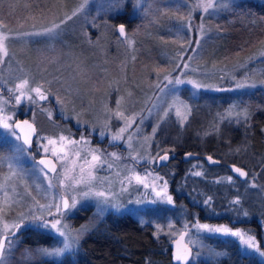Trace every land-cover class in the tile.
<instances>
[{"label":"rangeland","instance_id":"rangeland-1","mask_svg":"<svg viewBox=\"0 0 264 264\" xmlns=\"http://www.w3.org/2000/svg\"><path fill=\"white\" fill-rule=\"evenodd\" d=\"M229 1L214 0L215 9L205 12L197 5L207 0H141V7L136 6V0H120L119 3L88 0L84 10L72 16L84 0H0V35L9 37L5 41L8 54L0 60V84L13 96L8 104L0 98V108H3L0 116L14 120L19 107L23 114L29 113L37 128L35 149L41 155L53 156L57 164V171L50 174L14 136L0 143V153L5 156L13 155L16 144L24 148L15 159L0 161V184L5 185L0 189V232L4 231L5 224L12 231L11 225L20 222L22 213L29 212L49 223L60 220L62 226H67L65 231L74 237L79 232L77 242L68 251L59 257H46L36 250L62 247L63 237L54 230L26 222L27 227H22L18 242L8 254V264H35L41 259L74 264L80 257L82 240L99 227L114 224L116 215L124 212L150 225L154 235L164 242H170L186 230L185 240L192 249L189 264L214 261L215 253L220 250L212 245L218 240L236 241L242 252L259 255L241 245L238 237L198 231L194 227L197 222L208 223L188 220L183 206L173 198L172 204H168L166 198L159 200L156 191L163 189L166 180L158 173H151L148 167L154 169L156 157L167 152L164 143L213 146L220 139L228 142L233 138L227 136L228 132L245 120L244 107L238 108L239 98L255 87H261L264 92V38L249 51L215 56L210 50L216 39V35H211L216 31L210 27V16L215 17L218 9L226 7ZM125 9L129 17L132 13L136 17L151 18L153 13H165V21L154 20L158 28L164 30L157 43L156 39L152 41V36L141 33L131 34L126 40L112 35L110 18ZM68 16L72 18L66 20ZM54 24L60 25L59 29L44 34V30ZM197 40L199 44L195 43ZM184 64L188 67L184 68ZM213 72L218 73L216 81ZM177 78L184 82L176 84ZM24 79L29 84L17 90L16 85ZM188 81L201 87L195 88ZM237 83L255 87L237 89ZM37 86L47 93L45 103L52 102L53 107L41 106L39 97L31 91ZM21 91L24 95L17 103L16 96L21 95ZM177 110L181 116H188L183 125ZM55 114L60 120L54 118ZM61 120H69L78 131H71L68 124L62 126L71 131L69 135L44 131L49 123L55 128ZM5 131L0 128V134ZM224 131L227 134L223 137ZM117 135L119 138L113 140ZM92 141L97 147L89 145ZM243 145L223 147L222 156L241 158L246 163L242 167L247 170V183L258 186L264 178V162L252 159ZM93 155L100 159L93 161ZM10 162L14 176L9 171ZM204 163L197 159L192 165ZM137 175L144 183L136 182ZM8 176L11 179L5 183L4 178ZM228 177L221 179L228 181ZM61 180H64L63 187ZM50 183L54 187L50 188ZM262 190L260 195H264V185ZM89 191L93 195L85 197L84 193ZM100 191L108 197L106 204L103 198L94 195ZM167 195L170 196L168 192ZM62 196L69 202L72 197L77 200L76 207L63 210V215L56 209L57 203L61 205ZM98 207L105 209L103 214L98 213ZM258 223V230L264 236L261 218ZM82 228L87 230L81 232ZM32 229L41 231H30ZM26 250L31 251V260L25 259Z\"/></svg>","mask_w":264,"mask_h":264},{"label":"trees","instance_id":"trees-1","mask_svg":"<svg viewBox=\"0 0 264 264\" xmlns=\"http://www.w3.org/2000/svg\"><path fill=\"white\" fill-rule=\"evenodd\" d=\"M126 12L127 9L119 12L110 21L114 37L116 35H114L113 23L118 21L126 24L129 34L133 36L139 33L144 36L150 35L152 41L156 39V43L159 35L164 34V30L158 28L154 20H162L165 13L160 12V15L153 13L151 18L145 15L136 17L133 13L129 17ZM164 18L166 19V17ZM165 19L163 20L165 21ZM210 27L214 29V32L216 31L214 35L211 34L212 36L216 35V39L210 45V50L215 52V56L228 52L252 50L264 38V0H231L226 7L218 9L215 17L210 16ZM213 74L214 81H216L218 73L213 72ZM0 98L7 104L13 98L10 90H6L5 85L2 84H0ZM45 101H39L41 106L44 104L49 106ZM239 103L238 108L242 106L243 110L247 112V120L239 121L228 134L225 131L221 134L223 137L225 134L230 138L233 137L230 139L231 141L226 142L220 139L217 143L214 142L213 146H208L205 143L202 145L186 142L176 143L177 145L164 143V150L169 152L173 149L174 155L165 165L157 169L154 166V169L148 167L151 169V173H158L167 181V192L176 203L183 206L187 212L188 220L206 222L210 225H228L241 229L253 236L261 251H264V236L258 230L260 218L264 223V195L259 193L260 190L263 192L264 178L257 181V183L260 181L258 186L249 185L246 179H239L227 167V163L230 162L240 166H245L246 163L241 158L222 156L223 147L245 144L243 147L248 150V153H251L252 159L264 162L263 89L255 87L244 93L239 98ZM33 106L29 107V111L32 112ZM54 118L59 119V117ZM60 122L61 124L55 128L49 123L48 128L44 131L55 135L68 133L69 130L66 126H62L67 124V121L61 120ZM227 127L225 128L227 129ZM84 129L85 127L81 131L84 132ZM234 136L236 137L234 138ZM159 140L163 142L162 139ZM89 145L97 147L94 141ZM35 148L34 144L31 154L36 160L41 154ZM185 151L196 152L199 156L183 160L181 154ZM203 154H209L219 159L220 163H207L202 157ZM197 159H202L205 163L193 166L192 163ZM194 172H200L201 175L195 176ZM225 175L231 176L232 182L222 180L221 177ZM209 198H211L210 203L205 205L204 201ZM237 198L240 203L233 204L232 201ZM33 230L41 231L37 229L30 231ZM20 233L21 231L18 232V235ZM213 243L212 246L220 250V255H216L215 260L207 264H264V257L255 253L242 252L236 241L218 240ZM79 250L81 251L80 257L75 260L74 264H174L169 242H164L161 237L155 236L150 225L140 223L128 212L116 215L114 224L99 227L87 235L82 240ZM35 264L57 263L52 259H41Z\"/></svg>","mask_w":264,"mask_h":264},{"label":"snow or ice","instance_id":"snow-or-ice-1","mask_svg":"<svg viewBox=\"0 0 264 264\" xmlns=\"http://www.w3.org/2000/svg\"><path fill=\"white\" fill-rule=\"evenodd\" d=\"M120 0H113V3H119ZM88 4V0H84V3H82L78 9L74 10L72 13V16L77 15L78 12L83 11L85 6ZM136 6L137 7H141V0H136ZM177 7H179V5H177ZM197 7H202L203 10L205 12H208L210 9H215L216 4L214 2V0H207V2L205 3H201L198 4ZM72 17L68 16L66 17V20H70ZM65 21H61V23H64ZM0 27H2V25H0ZM60 25H56L54 24L52 26V28L49 29H45L44 30V34H51L54 33L57 29H59ZM203 26H201L202 28ZM119 34L120 36H124L126 39V35H125V26L123 24H121L119 26ZM42 33H34V35H41ZM8 36L5 35H0V60H2L3 56H6L7 53V48H6V43L5 41L8 39ZM189 43H192L191 41H189ZM196 44H199L200 41L197 40L195 41ZM183 59V57H181ZM178 67H180V65H178ZM184 68H187L188 65L184 64L183 65ZM167 79V77H166ZM184 81L180 80L179 78H177L175 80L176 84H180L183 83ZM188 83H191L193 85V87L195 88H199L201 87V85L195 83L194 81H188ZM29 84V81L27 79L22 80L20 83H18L16 85V89L17 90H23L26 88V86ZM157 87H159V85H157ZM245 87H255L254 84H245V83H237L236 84V88L237 89H242ZM163 90V89H161ZM218 90H222V89H218ZM231 90V89H228ZM32 92H35L36 95L39 97L40 100H45L47 99V96L44 94V92L42 91V87L41 86H37L35 88L31 89ZM24 95V92L21 91V95L16 96V102L20 103L21 100V96ZM29 99H33V97H29ZM117 104L119 105V101H117ZM3 112V108H0V113ZM177 116L180 117V122L181 125L184 124V122L188 119L187 115L181 116V113L179 112V110H177ZM121 114L118 112L117 116H120ZM165 117L168 116V112H165ZM239 115V114H238ZM244 118L245 120H247V112H244ZM15 124V127H13V125ZM24 125H26L28 128L31 129V125L28 123V121H24L23 122ZM131 126V125H129ZM0 128L6 130L4 133L0 134V143H2L4 140H6L9 136H14L15 139L17 141H19L21 139V136L17 133L16 129L20 128L21 132H23V128L21 127V125L15 121H13L11 119V117L8 116H0ZM34 131V129H33ZM121 132H124L125 129H121ZM155 133V129L153 130ZM101 135H103V133H101ZM119 136H113V140L118 139ZM61 139H64L63 137H61ZM23 142L25 145L30 144V137L29 135H25ZM49 143H53V141H49ZM71 143H75V142H71ZM15 152L13 153V155L11 156H5L4 154L0 153V161L4 160V159H8L9 161H11L12 159L16 158V154L18 153H22L24 151L23 146L16 144L15 146ZM47 151V149H46ZM115 155V154H112ZM190 155V154H189ZM93 161H97L100 159L99 156L93 155L92 157ZM160 161H167L169 159L168 154H164L162 156H160ZM208 160L210 162L215 163V161L212 160V157L209 156ZM39 163L41 165H44L46 168L49 169V171L51 172H56V166L55 164H53L51 161H45V160H40ZM9 171L11 173V176L16 175L14 169L12 168V164L11 162L9 163ZM233 172L237 173L239 177H246L247 173L245 171H243L240 167H233L232 169ZM195 176H200L201 173L200 172H194L193 173ZM11 176L5 177V183L11 179ZM66 178H67V174H66ZM157 179H162L160 177H157ZM135 180L137 183H144V181L141 179L140 176H135ZM228 181L232 182V177L229 176L228 177ZM61 187H63L64 185V180L60 181ZM5 185L4 184H0V189H2ZM145 188L148 187V185L145 183L144 184ZM253 187H255V185H252ZM49 187H54V185H52L51 183L49 184ZM167 189V181H164L163 184V189L161 191H156L155 187L153 188V191H156V197L163 201L166 198V202L168 204H172V197L167 195L166 192ZM93 195V193L91 191L89 192H85L84 196H90ZM94 195L98 198H103V202L106 204L108 202V197L106 196L105 192H95ZM8 194L5 193V197H7ZM60 199L63 202V209H61L60 204L57 203L56 204V209H57V213H60L61 215H63V210H71L73 208L76 207L77 204V200L75 197L71 198V202H69V199H66L64 197H60ZM211 198H209L208 200L204 201L205 205H208L210 203ZM7 202V201H6ZM141 201H137V203H140ZM156 201H152V203H155ZM233 204H239V198H237L236 200L232 201ZM41 207L43 208L44 205H41ZM105 211V209L103 207H98V213L103 214V212ZM49 215H51V212H49ZM245 215H247L245 213ZM30 218V219H29ZM32 223L34 224L37 228H49L50 230H54V232L56 234H58L60 237H63V240L60 241V243L63 245L62 247H55L52 249H48V248H42V249H37L36 251L46 257H59L61 256L64 252L68 251L74 243L77 242L78 240V236H79V232L77 233V236H72L70 233L66 232L65 229L67 228L66 225H61V221L60 220H53L51 223H49L47 220H44L42 216H34L31 214V212H29L27 215L25 214H21V218H20V222L19 223H13L11 225V228L16 229L17 231L13 232L9 230V226L7 224L4 225V231L0 232V264H8V254L11 253L12 249L14 248L15 244L18 242V232L22 229V227H27V223ZM169 227H171V225H169ZM194 227L197 228L198 231H202V232H206V233H211V234H223L226 236H232V237H238L240 240L241 245H246V247L248 249H253L255 250L256 253H259V255L261 257H264V251H261L260 246H258L255 238L251 235H248L247 238H245V233H242L240 230H236V231H232L229 227L224 226V225H220V226H211L208 224H200L197 222L196 225H194ZM185 228H187V225H185ZM86 228H82L80 231H86ZM159 233V229L157 232V235ZM182 238H183V234H182ZM191 254V250L187 247V246H180L178 244L177 247V252L174 255V259L178 262H180V264H184L185 261L188 260L189 255ZM215 255H220V253H215ZM25 259L26 260H31L32 259V253L30 250H26V254H25Z\"/></svg>","mask_w":264,"mask_h":264},{"label":"water","instance_id":"water-1","mask_svg":"<svg viewBox=\"0 0 264 264\" xmlns=\"http://www.w3.org/2000/svg\"><path fill=\"white\" fill-rule=\"evenodd\" d=\"M120 25H121V24H119V25L117 26V31H118ZM118 33H119V31H118ZM42 91H43L44 94L47 96V93H46L43 89H42ZM13 121L19 123V124L21 125V127L23 128V132H21V129H20V128H17L16 131H17V133L21 136L20 141L22 142V144H23L27 149H30V150H31L32 145H33V142H34V139H35L36 134H37V128H36L35 123L31 120V118H30V114L27 113L26 115L21 116V117H19L18 115H16V116L14 117V120H13ZM24 121H28V123L32 126L31 129L28 128L26 125L23 124ZM13 127H15V124L13 125ZM33 129H34V131H33ZM25 135H29V137H30V144H28V145H25L24 142H23V139H24V136H25ZM164 154H168L169 159L173 156V155H171L169 152H163V153L159 154V155L156 157V159H155V166H154V167H155L156 169L159 168V167H161V166H163V165H165V164L167 163V161L169 160V159H168L167 161H160V159H159L160 156H162V155H164ZM189 154H190V155H189ZM197 156H198V154H197L196 152H192V151H185V152H183V153L181 154V158H182L183 160L193 159V158H196ZM209 156H211V155H208V154H207V155L204 156V158H205V160H206L207 163H209V164H219L220 160L217 159V158H215V157H213V156H211V157H212V160L215 161V163L210 162V161L208 160V157H209ZM40 160L51 161L53 164H55L56 169H57V164H56V161H55V159H54L53 156H51V155H49V154H42V155H40V156L37 157V162H38V163H39ZM39 164H40V163H39ZM40 165H41V164H40ZM41 166H42L47 172H49V173H54V172L49 171V169L46 168L44 165H41ZM227 167H228L229 171H230L233 175H235L236 177H238L239 179L244 180V179L247 177V176H246V177H239L237 173H235V172L232 171L233 167H240L243 171H245V172L247 173V170H246L244 167H242V166H240V165H238V164H235V163H231V162L228 163ZM62 197H64V198L67 199L66 196H62ZM60 207H61V209H63V202H62V200H61V205H60ZM18 223H19V222H18ZM12 231L15 232V231H17V230H16V229H13ZM182 234H183V238H182ZM186 234H187V231H186V230H182V231H181L176 237H174V238L169 242V247H170V251H171L172 262H173L174 264H180V262H178V261H176V260L174 259V255H175L176 252H177L178 244H179L180 246H187V247L191 250V254H192V249H191L190 245H189V244L186 242V240H185ZM191 254H190L189 257H188V260L184 262V264H188V263H189V261H190V257H191Z\"/></svg>","mask_w":264,"mask_h":264},{"label":"flooded vegetation","instance_id":"flooded-vegetation-1","mask_svg":"<svg viewBox=\"0 0 264 264\" xmlns=\"http://www.w3.org/2000/svg\"><path fill=\"white\" fill-rule=\"evenodd\" d=\"M111 19H114V18L111 17L110 20H111ZM127 19H128V18H127ZM123 20H124V18H123ZM113 24H114V29H115V34H114V35H116L115 37H117L116 39H121V40H124V39H125V37H124V36H120V34H119L118 31H117V26H118L119 24H123V25L125 26V31H126V33H127V35H126V34H125V35H126L127 38H128L129 35H131V34L128 33V28H127L126 24H124V22H120V21H118V22H114ZM126 29H127V30H126ZM125 40H126V39H125ZM51 106H52V102L49 103V107H51ZM52 107H53V106H52ZM26 114H27V113H26ZM26 114H23L22 111L18 108V110H16V112H15L14 117H15L16 115H18L19 117H21V116H24V115H26ZM54 117H57V118H58L59 116H57V115L55 114ZM30 118H31V117H30ZM65 121H67V124H68V125H71V128H72L71 131H72V130L78 131V128H76V127H74L72 124H70L69 120H65ZM71 131H68V133H66V134L69 135ZM84 131H85V129H84ZM66 134H65V135H66ZM36 135H37V134H36ZM34 140H35V139H34ZM21 143H22V142H21ZM34 144H35V141L33 142V145H32L31 150H30V149H27L25 146H24V147H25L28 151H30V153H33V147H34ZM171 155H174V153H171ZM198 156H199V154H198ZM198 156H197V157H198ZM197 157H196V158H197ZM203 158H204V157H203ZM204 160H205V158H204Z\"/></svg>","mask_w":264,"mask_h":264}]
</instances>
